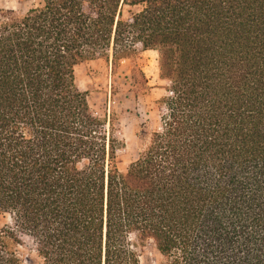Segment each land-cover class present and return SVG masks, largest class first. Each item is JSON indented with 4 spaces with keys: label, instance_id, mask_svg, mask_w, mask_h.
<instances>
[{
    "label": "trees",
    "instance_id": "obj_1",
    "mask_svg": "<svg viewBox=\"0 0 264 264\" xmlns=\"http://www.w3.org/2000/svg\"><path fill=\"white\" fill-rule=\"evenodd\" d=\"M1 11V9H0ZM157 50L138 157L76 67ZM140 82L148 79L138 62ZM153 109V108H151ZM151 109L147 110L149 114ZM0 264H264V0H36L0 20Z\"/></svg>",
    "mask_w": 264,
    "mask_h": 264
},
{
    "label": "rangeland",
    "instance_id": "obj_2",
    "mask_svg": "<svg viewBox=\"0 0 264 264\" xmlns=\"http://www.w3.org/2000/svg\"><path fill=\"white\" fill-rule=\"evenodd\" d=\"M34 4L36 0H0V20L8 9L24 13ZM137 62L150 88L140 84L143 79L135 67ZM76 73L79 87L88 91L93 111L107 119L108 129L111 121L115 136L124 141L125 147L118 151V165L125 170L144 146L145 139L136 135L141 123L150 118L151 125L156 126L161 120L163 108L156 105L154 100L166 93L163 85L168 84V81L160 78L158 51H138L134 57L121 59L115 67L103 58L81 63L77 65ZM148 109H151L149 114ZM0 224H12L11 215H1ZM17 249L23 256V264H30L25 260L26 255L34 259L33 264H38L39 257L31 238L22 235ZM139 253L141 264H154L156 253L151 245L140 247Z\"/></svg>",
    "mask_w": 264,
    "mask_h": 264
},
{
    "label": "water",
    "instance_id": "obj_3",
    "mask_svg": "<svg viewBox=\"0 0 264 264\" xmlns=\"http://www.w3.org/2000/svg\"><path fill=\"white\" fill-rule=\"evenodd\" d=\"M25 260H26V262H28L30 264L34 263V259L31 256H29V255H26Z\"/></svg>",
    "mask_w": 264,
    "mask_h": 264
}]
</instances>
